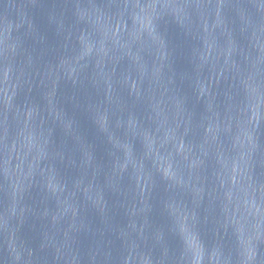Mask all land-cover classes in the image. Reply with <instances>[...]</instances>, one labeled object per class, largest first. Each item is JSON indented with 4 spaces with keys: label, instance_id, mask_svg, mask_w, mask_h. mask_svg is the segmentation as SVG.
I'll return each instance as SVG.
<instances>
[{
    "label": "water",
    "instance_id": "1",
    "mask_svg": "<svg viewBox=\"0 0 264 264\" xmlns=\"http://www.w3.org/2000/svg\"><path fill=\"white\" fill-rule=\"evenodd\" d=\"M0 264H264V0H0Z\"/></svg>",
    "mask_w": 264,
    "mask_h": 264
}]
</instances>
